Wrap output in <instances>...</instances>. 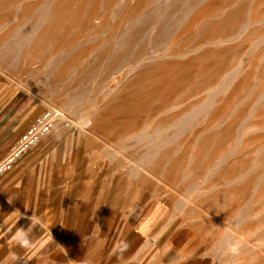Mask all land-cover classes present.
Masks as SVG:
<instances>
[{
	"label": "rangeland",
	"instance_id": "rangeland-1",
	"mask_svg": "<svg viewBox=\"0 0 264 264\" xmlns=\"http://www.w3.org/2000/svg\"><path fill=\"white\" fill-rule=\"evenodd\" d=\"M47 108L0 196L49 222L84 186L106 248L152 216L164 264H264V0H0V160Z\"/></svg>",
	"mask_w": 264,
	"mask_h": 264
},
{
	"label": "crops",
	"instance_id": "crops-1",
	"mask_svg": "<svg viewBox=\"0 0 264 264\" xmlns=\"http://www.w3.org/2000/svg\"><path fill=\"white\" fill-rule=\"evenodd\" d=\"M57 182L60 184L61 180ZM41 189L42 196L65 191L63 205H56V210L61 207L62 215L51 217L49 222L37 216L35 205H53L55 200L45 201V196L44 200L35 201L27 195L38 191L37 188L23 191L7 186L8 194L24 192L23 200L20 196L18 201L15 197L0 196V264H164L167 244L161 245L158 221H153L152 216L147 217L145 226L132 228L124 237L121 233L116 235L114 244L106 248L107 235L100 234L96 225L89 226L90 218L83 208L84 186L75 189L72 184L53 185L50 190ZM75 192L79 196L73 201ZM93 218L96 223V217ZM147 224L151 227L146 228ZM20 229L27 233V247L14 239Z\"/></svg>",
	"mask_w": 264,
	"mask_h": 264
},
{
	"label": "built area",
	"instance_id": "built-area-1",
	"mask_svg": "<svg viewBox=\"0 0 264 264\" xmlns=\"http://www.w3.org/2000/svg\"><path fill=\"white\" fill-rule=\"evenodd\" d=\"M55 124V111L47 108L19 134L10 144L6 155L0 160V179L16 165L19 159L36 147L49 134Z\"/></svg>",
	"mask_w": 264,
	"mask_h": 264
},
{
	"label": "clouds",
	"instance_id": "clouds-1",
	"mask_svg": "<svg viewBox=\"0 0 264 264\" xmlns=\"http://www.w3.org/2000/svg\"><path fill=\"white\" fill-rule=\"evenodd\" d=\"M14 239L17 241V243H19L25 247L29 246V244H30V242L27 238V233L23 229H20L17 231V233L14 236ZM227 250L232 254L238 253V251H239L238 243L228 242L227 243Z\"/></svg>",
	"mask_w": 264,
	"mask_h": 264
}]
</instances>
